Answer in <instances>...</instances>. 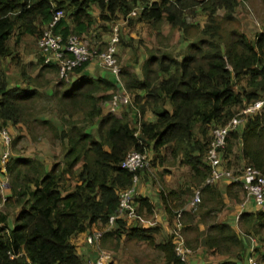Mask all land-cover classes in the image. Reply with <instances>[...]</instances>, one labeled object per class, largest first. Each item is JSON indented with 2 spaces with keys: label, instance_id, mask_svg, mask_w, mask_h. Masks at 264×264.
Returning a JSON list of instances; mask_svg holds the SVG:
<instances>
[{
  "label": "trees",
  "instance_id": "obj_1",
  "mask_svg": "<svg viewBox=\"0 0 264 264\" xmlns=\"http://www.w3.org/2000/svg\"><path fill=\"white\" fill-rule=\"evenodd\" d=\"M240 1L0 0V60L16 55L22 38L37 40L55 10H62L64 18L54 33L64 40L77 35L88 40L90 47L98 38H91L96 24H101L103 31L109 28L111 34L113 27L110 30L106 26L117 21H125L129 27L143 22L152 31L161 30L166 24L180 32L186 44L180 59L156 46L147 49L140 73L130 71L126 65L121 68L119 79L134 106L140 115L151 111L153 122L141 120L132 125L125 112L120 116L104 113L102 104L111 99L117 87L104 78L84 74L88 64L74 70L72 74L78 77L61 79L53 86L52 97L60 111L68 116L81 112L83 126L68 121L71 127L59 131L48 121H41L50 126L53 138L65 148L61 170L55 165L48 169L42 160L25 157H8L4 165L0 164V181L3 175L9 177V194L4 201L0 186L4 209L0 211V264H83L71 241L97 221L106 225L118 206V193L132 185L133 174L120 166L132 150L152 154L150 165L166 152L179 165L189 167L195 183L193 192L201 188L198 206L221 199L216 184L203 186L210 170L205 161L211 141L207 128L224 126L246 106L264 101V27L253 42L235 29L225 32V24L235 21L233 14ZM196 9L206 17L203 26L188 22ZM220 10L224 13L218 17ZM193 30L197 32L194 36ZM155 35L163 37L159 32ZM125 45L130 44L119 36L116 57L118 48ZM96 46L102 50L105 44ZM39 56L32 64V70L38 68L34 77L27 74L25 65L20 66V57L15 56L23 86H11L6 71L0 69V128L31 129L27 111L41 97L39 87L49 83L44 75L58 72L56 65ZM242 79L247 80L246 86L236 91ZM240 117L243 123L229 133L219 151L222 164L229 165L228 159L236 149L239 169L251 166L264 176V104L260 111ZM95 119L99 122L92 135L87 128ZM78 165L75 183L65 187V177L72 176ZM147 168L135 174L139 177ZM177 197L175 191L162 195L167 210ZM137 201L140 207L151 210L146 199ZM14 208L17 212L10 214ZM182 215L191 218L189 213ZM120 221L116 222L118 226ZM238 222L244 235L249 236L252 231L258 235L259 229H264V212H243ZM203 244L219 256L235 259H240L244 250L243 240L226 223H211ZM156 248L163 252L168 264H184L176 256L170 238Z\"/></svg>",
  "mask_w": 264,
  "mask_h": 264
},
{
  "label": "rangeland",
  "instance_id": "obj_2",
  "mask_svg": "<svg viewBox=\"0 0 264 264\" xmlns=\"http://www.w3.org/2000/svg\"><path fill=\"white\" fill-rule=\"evenodd\" d=\"M199 9L195 10L196 14H193L191 17L188 18V22L192 23L194 25L198 24L199 26H203L206 17L204 14H202L201 11H198ZM224 11L220 10L218 12V17H221L223 15ZM233 18L235 19L234 22L230 24H225V32L228 33L229 30L235 29L239 33L245 34V36L250 40L251 42L254 41L255 35L263 29L264 24V3L261 0H242L240 1L238 7L235 9ZM118 26L119 28V36L122 37L125 42H127L130 45H125L124 47L121 46L118 48V63L121 68H124L125 63H128V69L130 71H139L141 64L144 59H141V55H144L147 53V49L151 47L160 46L161 50L166 49L167 52L171 53L174 57L180 59L182 55L184 54L186 44L183 42L181 33L178 32L175 29H171L166 24L162 25L161 30H155L152 31V28H150L145 23H135L134 26L129 27L126 22L124 21H117L114 22L111 25H107L106 27H110V30L112 27ZM101 24H96L93 35L91 36H97L98 39H101L99 41L103 42V40H107L110 37V31L108 28V31H103L101 29ZM161 33L163 37H158L155 35L156 33ZM197 34L194 30L192 31V35L194 36ZM85 41H88L85 39ZM139 41L141 43H139ZM37 40L33 39L32 37L26 36L21 39L19 42V45L16 47V52H18L16 55H18L21 59L20 66H24L25 71L28 75L34 77L37 73L38 68H35L32 70V64L36 63V60L39 55V51L36 46ZM11 44L13 41L10 42ZM89 43V41H88ZM104 49V48H102ZM15 54L12 58H6L4 60H0V69H3L6 71L8 77L12 80L11 84H16L17 81L15 80V77H18L20 73V66L17 64L15 59ZM135 61H138V64L134 66ZM108 70L105 69L103 71L102 75L104 77L109 78ZM75 74V73H74ZM74 74H70L67 79H64V81H68ZM44 79L46 81H49V83L43 84L44 87H39L40 93L42 94L41 97L37 98L33 105V107L30 108V110L27 111L28 116L30 120V123L28 124L31 128L30 130L23 128H18L14 126H9L7 129L10 132L11 137V143L9 148L0 147L4 151L9 152V158L12 157H25V158H32V159H39L42 160L45 163L46 168L50 169L52 166H57V170H61L62 163H63V155L65 153V148H63V145L60 143V141L55 140L54 134L52 130L50 129V126L48 124H41V121H48L51 126L55 127L59 131L71 127L70 124H67L66 122H76L77 127L83 126L82 117L83 114L81 112L73 113L72 116H68L67 113H63L60 111L59 104H57L56 99L52 97V88L53 86L61 81V79L58 76L57 73H47L44 75ZM23 80V79H22ZM111 80V79H110ZM21 83V80L18 81ZM24 82V81H23ZM22 82V85H23ZM41 83H44V81H40ZM246 79L240 80L239 86H237L236 91H240V87L246 86ZM25 83V82H24ZM45 86L47 88H45ZM249 91V89H248ZM119 113H115L116 115H121L124 112L127 113L129 121L133 122L132 125H137L132 118L134 116V110L131 107H124L119 109ZM237 115V114H236ZM235 115V116H236ZM132 117V118H131ZM133 120V121H132ZM87 126V125H86ZM215 128V127H214ZM213 127L207 128V135H211ZM0 145H4L0 143ZM234 154L236 153V149H233ZM232 155L229 160V165L222 164L223 167H226L227 169L235 170L237 169V165H240V162H238V159H236L235 155ZM2 154H0L1 156ZM153 156L152 154L150 157ZM161 164H163V168H166V172H169V169L173 170V167L176 165V161L174 159H171L166 152H163V157H160L158 159ZM80 170V165L76 166L74 168V173L72 176L65 177L64 179V186H73L76 180L77 172ZM174 172V171H173ZM177 174V173H176ZM176 174H172V178H175ZM181 174V173H180ZM171 177L170 175H166ZM9 184V177L6 176V185ZM217 188L220 186L221 188H225L223 184L220 182L215 185ZM195 188V186L193 187ZM216 188V189H217ZM233 190V189H232ZM219 191V189L217 190ZM220 192V191H219ZM204 197V196H203ZM202 197V198H203ZM206 197V195H205ZM208 197V196H207ZM224 196L221 194V199L216 198L204 203L202 206H198L195 209H191L189 211L191 218H186V232L182 234L183 238L185 239L186 246L188 247V243L190 244V247H188L191 250V256L190 260L186 262V264H205L203 262H208L206 264H210L209 260L211 258L208 256L203 257V262H200L202 260H199L200 253L196 248L198 247L199 241V234L198 229L196 227H193L192 224L194 223L196 217L200 215L201 218L206 212H209V222L213 221L214 223L219 222V219L224 221H229L226 217L236 215V211L238 208V205L240 203H243L246 201L247 196L246 193L242 190L240 186L235 188L233 192H231L230 198L225 200L223 198ZM192 198V197H191ZM191 198L187 201L188 204L191 200ZM5 199V196L3 198V201ZM203 200V199H202ZM2 201V204H3ZM185 201L184 204L187 203ZM184 204L181 205L184 206ZM202 204V203H201ZM17 208V207H16ZM13 210V208L9 209ZM15 211L11 212L10 214L16 213L18 209H15ZM0 211L4 212L3 206H0ZM261 212H264L260 210ZM195 217V218H194ZM231 221V220H230ZM190 225V226H189ZM237 235H240L242 237H248L247 239L250 241L251 239H254L256 244H263L264 241H261V239L264 240V229H259V234L254 235L253 231L251 232V235L246 236L243 233V227L239 222H237V229L235 230ZM116 249V248H115ZM189 250V251H190ZM215 256V255H214ZM216 258V256H215ZM254 258V256H253ZM157 259V258H156ZM260 258H254L256 263L261 264ZM215 261V259H212Z\"/></svg>",
  "mask_w": 264,
  "mask_h": 264
},
{
  "label": "crops",
  "instance_id": "obj_3",
  "mask_svg": "<svg viewBox=\"0 0 264 264\" xmlns=\"http://www.w3.org/2000/svg\"><path fill=\"white\" fill-rule=\"evenodd\" d=\"M198 11H200V9ZM92 35L93 34H91V36ZM109 39L110 37L105 41L103 40L105 47ZM99 40L101 39H95L93 45L96 46L97 44H99L101 42ZM145 57L146 54L141 55V59H144ZM127 64L128 63H125L126 66H128ZM134 66H136L135 63ZM103 71H105V69L93 63L87 65L83 73L93 78H104L108 81H111L115 83L117 89H119V85H117L116 82L117 79L110 72H108V74L110 75L109 78L104 77L102 75ZM78 76L79 75L74 74L73 78H76ZM8 80L11 86H23L25 84L22 80L21 75L15 77V80L17 81L16 84H11L10 80L12 79H10L9 77ZM20 80L21 83L18 82ZM108 102L109 101L102 104L104 113L109 112ZM130 107L134 110V116H132L133 118H131L134 121H136L137 119V121L135 122L136 124L141 120L145 122H153L155 120V116L151 113V111L146 110L144 114L140 115L133 104L132 97ZM118 111L117 113H119ZM98 120L99 119H95L94 122H92L88 126L87 132L92 135L96 134L99 122ZM0 147H2V145H0ZM4 150L0 148V154H2ZM105 150L108 151L107 148H105ZM150 155L151 154L148 153L149 157ZM150 158H152V156ZM163 166L164 165L161 164L157 159L152 162L150 167L147 168L146 172L140 173L138 182L135 185V194L130 210L123 216L122 219H120L121 224L119 226L116 224L112 228L107 229L105 224L102 225L99 221H97L96 223L91 224L85 232L78 234L72 239L71 242L75 246L76 252L83 261V264H87L90 261H95L98 259L101 260L102 264H168L165 261L163 252L157 249L156 245L164 244L169 238L171 239L173 244H176L179 240H181L184 246L188 250H190L186 246L185 239L182 236V234L186 232L184 231V228H186L187 226L185 216H183L182 214L190 213L189 211H191V209H195L191 208L187 202L193 196V187L195 183L192 182L189 167H187L186 165H179V162L176 161V165L173 167L172 172L170 169L169 172H166V168H163ZM172 174H176L175 178H172ZM166 175H170L171 177ZM221 183L225 188H221L219 186L218 188L216 187V190L219 189L220 193L226 199L230 198L229 196H231V192H233L235 188L237 189L238 185L229 182ZM0 186L1 194L4 198V196L6 197L9 194V184L6 185V175H3L2 181H0ZM228 186H230L229 190L227 188ZM169 191H175L178 196L177 199H174L169 205L170 211L167 210L162 198V195L164 193H169ZM139 199H146L151 205V210L148 211L146 210V208L140 207L137 201ZM185 201L187 202L186 204H184ZM182 204H184V206L181 207ZM254 211H260V209L253 203L252 200L246 199L245 202L238 205L236 215H234V217H226L227 219H229V221L219 219L218 223L229 224L235 231L237 229V222L240 214L243 212L251 213ZM195 217L196 219L192 226L196 227L198 229V232H200L198 238L199 244L196 248V250L201 252L199 255V260L202 261L200 262H203V257H206L208 256V254H210V264H221L223 262L249 264L250 258H252L253 260L254 258H260L259 260L261 264H264V245L259 243L256 244L254 239L250 238L249 241L247 239L248 237H242L240 235V238L244 242V250L241 253L240 259L229 258L227 256L222 257L216 253H213V250L208 249L203 244V242L205 240V232L207 227L214 222H209L210 219L208 216H205V214L202 218L200 215ZM117 230L119 231V233ZM96 231L101 232V237L96 245H89L86 242V237ZM214 255L216 256V258ZM190 256L191 250L187 255L186 261H184V264H186V262L190 260ZM213 258L215 259V261L212 260ZM203 263L206 264L208 262Z\"/></svg>",
  "mask_w": 264,
  "mask_h": 264
},
{
  "label": "built area",
  "instance_id": "obj_4",
  "mask_svg": "<svg viewBox=\"0 0 264 264\" xmlns=\"http://www.w3.org/2000/svg\"><path fill=\"white\" fill-rule=\"evenodd\" d=\"M135 12L132 13L134 15ZM64 18L62 10H55L52 13L51 21L42 35L37 39L36 46L39 54L46 63L57 66L60 79H67L74 70L85 64H97L101 68L108 70L116 79L119 89L115 91L108 102L109 113L115 114L121 107L131 104V97L124 89L119 79L120 66L116 57L117 43L119 41V28L114 26L110 39L106 47L99 50L97 46L90 47L88 41L81 39L77 35H69L65 40L59 34L54 33V28ZM264 104L263 100H258L246 106L233 117L226 125L213 129L211 141L205 154V161L209 166V175L203 182L205 185H215L220 182L234 183L242 188L246 193L247 199L262 211H264V176L259 170L251 166L237 168L235 170L227 169L222 166V159L219 156L220 149L224 148L229 133L239 127L244 119L240 115L256 113L261 110ZM137 136V132L134 134ZM0 143L9 148L11 137L8 129L0 128ZM9 152L4 151L0 156V164L4 165ZM150 159L147 152L130 151L121 163V168L133 174L132 185L118 193L119 203L114 213L108 218L106 228L110 229L116 225L117 220L130 210L135 194V185L139 177L136 172L149 167ZM0 166V167H1ZM201 202V188L193 192L189 202L191 208H196ZM2 206V202H0ZM101 237V232L96 231L86 237L89 245H96ZM175 254L181 261H186L189 250L184 246L181 240L175 244ZM87 264H102L101 260L90 261ZM249 264H257L252 258Z\"/></svg>",
  "mask_w": 264,
  "mask_h": 264
}]
</instances>
